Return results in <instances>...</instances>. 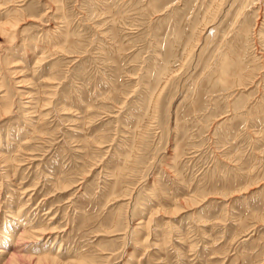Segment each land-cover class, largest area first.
<instances>
[{"label":"rangeland","instance_id":"rangeland-1","mask_svg":"<svg viewBox=\"0 0 264 264\" xmlns=\"http://www.w3.org/2000/svg\"><path fill=\"white\" fill-rule=\"evenodd\" d=\"M0 264H264V0H0Z\"/></svg>","mask_w":264,"mask_h":264}]
</instances>
